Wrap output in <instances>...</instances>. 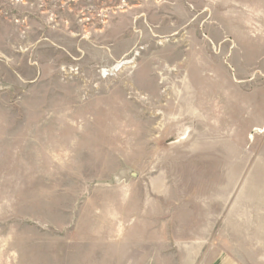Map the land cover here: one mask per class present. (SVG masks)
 Wrapping results in <instances>:
<instances>
[{"label": "rangeland", "instance_id": "374dc122", "mask_svg": "<svg viewBox=\"0 0 264 264\" xmlns=\"http://www.w3.org/2000/svg\"><path fill=\"white\" fill-rule=\"evenodd\" d=\"M253 208L264 0H0V264H264Z\"/></svg>", "mask_w": 264, "mask_h": 264}, {"label": "crops", "instance_id": "0c3cea01", "mask_svg": "<svg viewBox=\"0 0 264 264\" xmlns=\"http://www.w3.org/2000/svg\"><path fill=\"white\" fill-rule=\"evenodd\" d=\"M256 199V198H255ZM258 200V199H256ZM253 203H256L255 200ZM257 204H260V201H257ZM254 205V204H253ZM259 217L260 222L264 221V217H262L261 215L259 216V214H257L254 210V208L251 210H249L247 212V229L249 232H253L255 234L258 233L256 230V218ZM264 227V224H263ZM252 249V248H251ZM204 264H238L234 258H228L227 256H222V255H216V258H212L210 260V262H205Z\"/></svg>", "mask_w": 264, "mask_h": 264}, {"label": "bare ground", "instance_id": "6f19581e", "mask_svg": "<svg viewBox=\"0 0 264 264\" xmlns=\"http://www.w3.org/2000/svg\"><path fill=\"white\" fill-rule=\"evenodd\" d=\"M128 64V63H127ZM121 67V64L120 63H118L116 66H115V68L114 69H118V68H120Z\"/></svg>", "mask_w": 264, "mask_h": 264}]
</instances>
